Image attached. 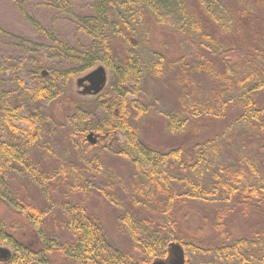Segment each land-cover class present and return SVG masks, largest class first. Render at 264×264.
<instances>
[{
	"label": "trees",
	"instance_id": "obj_1",
	"mask_svg": "<svg viewBox=\"0 0 264 264\" xmlns=\"http://www.w3.org/2000/svg\"><path fill=\"white\" fill-rule=\"evenodd\" d=\"M10 1L18 15L40 32L33 42L29 33L14 32L0 23V59L4 58L6 67L0 63V201L27 219L40 246L36 251L24 247L0 219V245L12 249V261L45 264L57 251L73 264H151L166 257L168 245L177 242L187 254L185 264H264L263 230L251 229L249 236L236 237L227 226L231 213L241 217L264 213V0H236L232 9L223 3L226 0H192L194 5L187 0ZM39 5L71 20L74 35L83 40L79 37L72 44L56 39L38 23L34 13ZM165 28L193 39H184L187 48L178 60H167L151 46L152 33ZM232 33L244 39L234 41ZM34 45L52 53L56 64H44L46 57L37 50L27 55ZM96 64L107 67L109 81L92 105L85 107L71 95L69 84ZM168 76L176 85L189 87L179 107L163 114L168 132L199 126L202 118L223 119L232 110V129L241 128L248 135L250 143L244 147L251 150H240L236 161L227 162L215 140L196 143L189 156L181 148L161 152L146 145L136 124L147 111L139 95H144L151 79ZM64 100L65 117L57 127L64 129V142L77 137L91 149L102 144V136L121 137L115 154L134 169L127 197L148 214L136 217L125 212L119 222L130 251L109 242L101 222L83 201H62L63 233L58 239L45 230L46 208L11 194L10 180H25L43 200L52 202L69 166L83 179L81 185L75 178L68 182V190L86 193L92 187L91 178L100 169L93 158L85 159L82 170L60 162L53 169L45 166L58 135L48 107L53 101L62 105ZM76 154L86 158L85 153ZM110 187L98 186V193L117 204ZM187 201L226 205L213 225L221 243L204 247L182 232L172 212L175 204ZM153 214L161 217L160 223ZM201 254L209 258L206 263Z\"/></svg>",
	"mask_w": 264,
	"mask_h": 264
},
{
	"label": "rangeland",
	"instance_id": "obj_2",
	"mask_svg": "<svg viewBox=\"0 0 264 264\" xmlns=\"http://www.w3.org/2000/svg\"><path fill=\"white\" fill-rule=\"evenodd\" d=\"M187 1L194 5L192 0ZM223 3L227 4L229 9H232L236 0H226V2L223 1ZM51 11L52 9L44 8L43 5H39L35 9L34 14L38 18V23L41 24L46 31H51L56 39L61 41L68 40L72 44L75 43L79 37H82L78 34L74 35L75 33L71 20H68L62 15H53ZM0 23L14 32H25V35L29 33L28 39L30 41L37 42L39 39L38 36L40 32L37 33L33 29V24L25 17L18 15L10 0H0ZM242 37L243 35L237 37L236 33H232V39L234 41L242 39ZM81 39L83 40V38ZM184 39L193 41V39L188 38L186 35L183 37L177 31L165 28L152 33L151 46L163 53L167 60H178L187 48ZM42 41L43 37L40 38L39 42ZM29 49L27 55H35L34 51L37 50L39 53L38 55H44L46 57V59H44V64H48L50 67L56 64L57 60L54 56V58L51 56L53 55L52 53L36 45ZM3 60L0 59L2 65L5 64ZM3 67L6 68L4 65ZM99 67H103L106 77L105 83L101 88L102 91L108 84L110 73L107 67L101 64H96L95 69ZM7 71H11L10 64L8 65ZM20 71L21 78L25 83H28L26 73L22 70ZM90 71L91 70L87 72ZM87 72L72 79L69 88L71 90V95L77 99L78 104L90 107L98 94L90 90L87 82L82 81V78ZM197 77L199 79L202 78V76ZM206 82L207 81L204 80V83ZM2 84L3 77L0 76V86H2ZM9 85L11 84L9 83ZM9 88H12V86H9ZM182 88L184 90H182ZM183 91H189V87L176 85L171 76L165 79H151L145 86V93L144 95H139V99L146 104L147 111L136 121V124L138 136L146 145L161 152H166L172 148H181L182 151L189 156L192 154L196 143L205 140H215L217 146H219L221 158L227 162L236 161L237 158L241 156L240 150L247 152L251 150V146L244 147L245 142L247 145L250 143L247 139L248 135H245L241 128L232 129V120L234 119L232 114L235 112L232 110H228L223 119L202 118L199 121V126L188 125L183 130L176 133L168 132L165 129V117L163 114L165 111L179 107L180 97L183 95ZM61 98L56 99L55 102L60 101ZM53 102L49 105L48 110L56 120V133L58 135L56 140H54L49 161L45 163V166L53 169L55 165L60 162L68 164V166L74 165L82 170L84 165H86L85 159L88 161V158H93L98 161V165L100 166L98 175L91 178L93 185L89 187L86 193L81 190L70 191L66 187L67 183L69 182L68 184H71V182L75 181V178L77 183L81 185L83 178L72 173L70 166L67 167V177L61 183L63 185H60L53 193L52 197L55 199L52 200V202L43 200L39 190L25 180H10L11 194L16 198L30 201L37 204L39 207L46 208L48 214L44 224L45 230L51 233V235L53 234L55 237H58V239L63 233L60 214L62 201H83L90 212L101 222L109 242L116 247L130 251L129 238L127 234L119 229L121 228L123 230L119 222L125 212L136 217H146L148 214L143 208L135 206L129 197H127L128 193L131 191L130 184L134 169L129 161L115 154L121 142V137L118 138V136L114 134L102 136L104 140H102L101 143L104 147L100 144L96 147H91V149L82 144L77 137L69 143L66 141L64 142L62 138L65 134L64 129L57 127H59L58 124L64 120V112L66 111L64 105L67 104V102L65 100L62 101V105L54 104L55 102ZM71 111L72 109L68 110L69 113ZM78 151L85 153L86 158L82 159L80 155L76 154ZM39 158L41 160L40 154ZM109 185L112 186V188L110 187L111 193H114L116 198L115 202L117 204H111L103 200L104 198L98 193V186L102 190H106L109 189ZM225 207L226 205L216 203L187 201L184 205L183 203L175 204L172 216L178 219L181 230L182 232H186L188 239H192L204 247H209L222 242L219 234L214 230L213 225L216 222L217 212L224 211ZM0 219L7 224V232L11 234L15 233L18 237V241L21 242L23 246L29 247L33 251L40 249L34 229L29 226L27 219L19 213L9 209L2 201H0ZM154 220L160 223L161 217L159 215H154ZM227 226L236 237L249 236L251 234V229L263 230L264 232V213L258 215L257 213H251L246 217H241L237 213L232 215L231 213L227 218ZM199 257L204 263L209 259L202 254L199 255ZM49 259L50 261L45 264H73L61 256L57 251L51 253ZM186 260L187 254L182 249V246L177 242H173L167 247L166 257L155 259L154 262L180 264Z\"/></svg>",
	"mask_w": 264,
	"mask_h": 264
},
{
	"label": "water",
	"instance_id": "obj_3",
	"mask_svg": "<svg viewBox=\"0 0 264 264\" xmlns=\"http://www.w3.org/2000/svg\"><path fill=\"white\" fill-rule=\"evenodd\" d=\"M105 71L103 67H99L97 69H93L92 71L88 72L83 78V82H87L90 90L94 93H99L101 91V88L103 84L105 83ZM1 251H5L0 248ZM153 264H165L162 262H154ZM184 264V262L180 263Z\"/></svg>",
	"mask_w": 264,
	"mask_h": 264
},
{
	"label": "flooded vegetation",
	"instance_id": "obj_4",
	"mask_svg": "<svg viewBox=\"0 0 264 264\" xmlns=\"http://www.w3.org/2000/svg\"><path fill=\"white\" fill-rule=\"evenodd\" d=\"M0 248L5 250V251L0 250V264H16V262L12 261L13 258L12 249L5 244H1ZM25 252H27V250H25Z\"/></svg>",
	"mask_w": 264,
	"mask_h": 264
},
{
	"label": "bare ground",
	"instance_id": "obj_5",
	"mask_svg": "<svg viewBox=\"0 0 264 264\" xmlns=\"http://www.w3.org/2000/svg\"><path fill=\"white\" fill-rule=\"evenodd\" d=\"M93 69H95V67H94ZM5 226H6V228H7V224H5ZM153 263H154V261H153L151 264H153Z\"/></svg>",
	"mask_w": 264,
	"mask_h": 264
}]
</instances>
